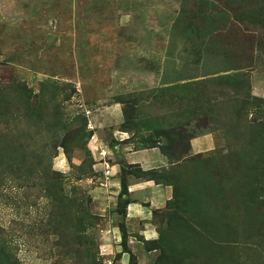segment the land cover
Listing matches in <instances>:
<instances>
[{"label": "rangeland", "instance_id": "obj_1", "mask_svg": "<svg viewBox=\"0 0 264 264\" xmlns=\"http://www.w3.org/2000/svg\"><path fill=\"white\" fill-rule=\"evenodd\" d=\"M0 264H264V0H0Z\"/></svg>", "mask_w": 264, "mask_h": 264}, {"label": "crops", "instance_id": "obj_2", "mask_svg": "<svg viewBox=\"0 0 264 264\" xmlns=\"http://www.w3.org/2000/svg\"><path fill=\"white\" fill-rule=\"evenodd\" d=\"M119 134H123L124 136H119ZM114 137H117L119 139L120 142H126L128 140H130V137L128 135V133H122V132H115ZM196 149L199 147V142H194L192 144ZM156 149H152L150 151V153H154ZM105 153V152H104ZM124 157L126 158L127 162L129 165H141V167H144L146 169H149L150 167H152V164L154 163H163L162 159L160 157H155V160H144L141 156V152H137L136 149L134 148H128L124 151ZM99 162L103 160V158H99L97 159ZM106 160V159H105ZM107 161V160H106ZM104 162V164H99L96 167H100L99 169H106V166L104 165H108L107 162ZM103 165V166H102ZM109 169V174H110V178L107 179L108 180V185H116L119 189V187L121 186L120 183L118 182V180L114 179V177L118 174L119 172V167L118 165H108ZM106 185V184H105ZM162 186H158V185H154L152 182H144V183H140V184H133L129 186V192L131 194L133 193H137L140 194V192L142 191H146V195L147 196H151L150 198H153V200H162L164 199H169L170 198V190L168 187H164V190L161 189ZM140 191V192H139ZM139 192V193H138ZM127 213H128V217L130 215V217H139L140 215H145V212L142 210V207L139 205V203H131L128 205L127 207ZM145 219V218H143Z\"/></svg>", "mask_w": 264, "mask_h": 264}, {"label": "bare ground", "instance_id": "obj_3", "mask_svg": "<svg viewBox=\"0 0 264 264\" xmlns=\"http://www.w3.org/2000/svg\"><path fill=\"white\" fill-rule=\"evenodd\" d=\"M60 167H63V166L60 165Z\"/></svg>", "mask_w": 264, "mask_h": 264}]
</instances>
